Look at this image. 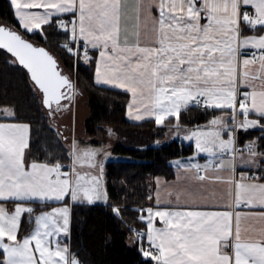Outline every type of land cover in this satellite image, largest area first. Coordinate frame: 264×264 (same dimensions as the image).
Listing matches in <instances>:
<instances>
[{
	"label": "snow or ice",
	"instance_id": "snow-or-ice-1",
	"mask_svg": "<svg viewBox=\"0 0 264 264\" xmlns=\"http://www.w3.org/2000/svg\"><path fill=\"white\" fill-rule=\"evenodd\" d=\"M8 7L18 27L0 23V49L27 69L49 116L69 108L76 86L26 38L46 39L48 29L62 30V47L94 64L97 84L130 94L133 120L162 125L175 117L179 129L189 106L220 113L187 130L196 152L175 165L186 182L211 181L222 193H190L191 204L179 193L174 201L149 194L154 202L136 209L144 229L130 228L143 264H264V226H244L264 223V151L257 140L237 147L239 130H264V0H8ZM30 132L14 107H0V264H81L63 240L74 204L108 201L99 159L108 153L74 137L66 155L30 161ZM200 153L210 157L203 165ZM52 203L59 206L34 207ZM25 216L31 231H22Z\"/></svg>",
	"mask_w": 264,
	"mask_h": 264
},
{
	"label": "trees",
	"instance_id": "trees-1",
	"mask_svg": "<svg viewBox=\"0 0 264 264\" xmlns=\"http://www.w3.org/2000/svg\"><path fill=\"white\" fill-rule=\"evenodd\" d=\"M0 18L9 26L16 25L8 0H0ZM27 37L53 52L63 71L69 73L66 67L74 71L86 89L89 105V115L84 122L86 133L98 136L112 127L119 139L111 152L125 156L124 159H110L105 164L107 203L85 202L72 206V252L85 264H143L136 236L130 231V228L142 231L145 227L138 219L136 209L154 202L147 200V196L154 193L156 176H174L171 160L195 153L194 143H186L180 137L188 129L206 125L213 115L220 113L189 106L180 113L181 133L174 131L171 135V129L177 128L175 117L167 118L162 125H157L154 119L132 122L126 117L129 93L96 84L94 64H86L82 59L78 61L62 47L67 40L62 30L48 29L46 39L39 34H27ZM14 60L12 55L0 49V107H14L19 120L30 124V159L44 161L66 155L68 146L62 131L50 123L41 96L33 93L27 71L17 62L12 63ZM78 88L81 89L80 85ZM261 136H264V130L259 128L246 132L239 130L238 148L243 149L248 141L257 140L259 149L264 151V140L258 139ZM94 142L102 144L99 140ZM113 206L121 208L119 216L112 211Z\"/></svg>",
	"mask_w": 264,
	"mask_h": 264
},
{
	"label": "crops",
	"instance_id": "crops-1",
	"mask_svg": "<svg viewBox=\"0 0 264 264\" xmlns=\"http://www.w3.org/2000/svg\"><path fill=\"white\" fill-rule=\"evenodd\" d=\"M129 2L132 3L133 0H129ZM248 34L251 35L252 33L249 32ZM256 67H258V65ZM94 81H95V69H94ZM95 83H96V81H95ZM98 85L111 87L109 85H103V84H98ZM111 88H113V87H111ZM120 90H122V89H120ZM122 91H124V90H122ZM129 101H130V98H129ZM129 101H128V103H129ZM74 104H75V100L72 101V103H71V105L69 106L68 109H62L57 114H63V113L68 112V110L70 108H73ZM126 117L128 118V120H130L132 122H141V121H144V120L153 119V118H145L144 120H141V121L133 120V119H131L127 115V108H126ZM56 126L58 128L60 127V130L62 132L65 131V129L62 128L60 125H56ZM68 129H72V127L71 128H68ZM30 134H31V132H30ZM64 137H67L68 138L67 141H70L71 142V140L74 138L73 137V132L71 133V130H68V133L67 134L65 133ZM88 140L89 139L87 138L84 142L85 143L88 142V144H90V142H89L90 140L89 141ZM67 146H69V144ZM110 153H111L110 154V157H113V153L112 152H110ZM108 155H109V153H108ZM188 158H190V156H188V157H180V158H176V159L173 160V162L171 164H172V166L174 168V176L172 178H167V177L162 176V175L156 176V178L158 177L160 179V186H159V189H157L156 178H155V188H154L153 196H155V193L158 190L160 192V195H161L162 200H164V199H171V200L174 201L176 195L179 193L182 196L181 204L185 203V200L187 201V203L191 204V203H193V200L191 198L190 193H196V194L207 193V195L209 197L213 196V194H215V196L218 197L222 193L223 186L222 185H214L211 181H207L206 180V181H204L202 183L201 182H197V181H191V180H189L187 182L185 181L183 175H181L184 170L177 168L176 165H175V161H178L179 160V161H181L183 163V162H186L188 160ZM28 159L30 161L32 160L29 157H28ZM111 159H113V158H111ZM209 159H210V157H209V155L207 153H200L198 156H196V161L199 162L201 165L205 164L206 161L209 160ZM105 183H106V177H105ZM169 193H171V196L168 195ZM206 202H208V201L207 200H201L200 201V203H206ZM37 206H39V205H34V207H37ZM56 206H59V205L58 204H55V203H52V204H50L49 207H44L41 210H49L50 207H56ZM33 226H34L33 224H30L28 222V219L25 216L22 231L24 229H26V231H31V229H32ZM157 226H160L159 222L157 223ZM244 226L249 227V228H260V227L264 226V223L258 221L257 219H250L247 222H245V225ZM70 230H71V227H70ZM70 233L63 240V242L64 243H67L69 247H70ZM70 249H71V247H70Z\"/></svg>",
	"mask_w": 264,
	"mask_h": 264
},
{
	"label": "rangeland",
	"instance_id": "rangeland-1",
	"mask_svg": "<svg viewBox=\"0 0 264 264\" xmlns=\"http://www.w3.org/2000/svg\"><path fill=\"white\" fill-rule=\"evenodd\" d=\"M0 23H4L1 18H0ZM66 70L70 73V76L74 79V82H75L76 88H75L74 99H73V101L75 100V104H74L73 108H70L68 110V112H66V113H63V114H57L56 113L55 116H53V117L50 116V123L53 126L60 125L62 128L65 129V131L61 133L62 138L64 137L65 133L66 134L68 133V130H71V133L73 132V137L78 139L81 143H85L84 141L88 138L90 140V141L89 140L88 141L90 142V144L93 147H97V148L103 147V149L107 153H109V155H107L106 157L103 155H101L99 157V159H101L103 161L104 173H105V164H106L107 160H109L111 158H113V159H124L125 158L124 155H120V154H116V155L113 154V157H110V154H111L110 152L113 149V145L119 139L118 135L116 134L117 131L114 130L112 127H108V129L106 130V133L102 132L98 136H90L88 133H86L84 121L87 118V116L89 115L88 96L86 93V89H84V87L79 83L77 76H76L74 71H71V69H69L67 67H66ZM78 85H80L81 89L78 88ZM71 127H72V129H68ZM57 129L60 130V127L59 128L57 127ZM109 130H111V132H109ZM174 131H177V134H178V132L180 134L181 128H179V129L172 128L171 131L169 132V135H171V133L174 134L173 133ZM175 135H176V133H175ZM185 135H183V137L182 136L180 137L181 140H183L186 143L187 142H194V140L185 139ZM63 140L66 143V145L70 144V141H67L64 138H63ZM94 140H99V142H102V144H97L94 142ZM194 146H195V142H194ZM193 155H190V157ZM173 160H171V163L173 162ZM105 187H106V183H105ZM107 202L96 201L95 203H107Z\"/></svg>",
	"mask_w": 264,
	"mask_h": 264
},
{
	"label": "water",
	"instance_id": "water-1",
	"mask_svg": "<svg viewBox=\"0 0 264 264\" xmlns=\"http://www.w3.org/2000/svg\"><path fill=\"white\" fill-rule=\"evenodd\" d=\"M27 39H29L28 37H26ZM30 40V39H29ZM30 41H32V40H30ZM32 42H34V41H32ZM35 43V42H34ZM37 46H40V47H44L47 51H49V53L51 54V55H53L54 56V58H56L57 59V57H56V55L53 53V52H51L45 45H43V44H38V43H35ZM3 50H5L6 51V49H3ZM7 52V51H6ZM10 55H11V53H9ZM15 58V57H14ZM57 61H58V67H59V70H61L62 71V73L63 74H66V75H69L68 73H66V72H64L63 71V69H62V67L60 66V63H59V60L57 59ZM17 63H18V61H17ZM19 64V63H18ZM20 66H22V65H20ZM23 67V66H22ZM24 68V67H23ZM25 69V68H24ZM26 71H27V69H25ZM28 73V72H27ZM28 75H29V77H30V74L28 73ZM71 77V76H70ZM71 79H72V81H73V83L75 84V82H74V79L71 77ZM75 93V92H74ZM44 106V105H43ZM45 107V106H44ZM55 107V106H54ZM46 108V107H45ZM47 109V108H46Z\"/></svg>",
	"mask_w": 264,
	"mask_h": 264
},
{
	"label": "built area",
	"instance_id": "built-area-1",
	"mask_svg": "<svg viewBox=\"0 0 264 264\" xmlns=\"http://www.w3.org/2000/svg\"><path fill=\"white\" fill-rule=\"evenodd\" d=\"M249 53L251 54V51H250ZM81 264H85V263H82V262H81Z\"/></svg>",
	"mask_w": 264,
	"mask_h": 264
},
{
	"label": "flooded vegetation",
	"instance_id": "flooded-vegetation-1",
	"mask_svg": "<svg viewBox=\"0 0 264 264\" xmlns=\"http://www.w3.org/2000/svg\"><path fill=\"white\" fill-rule=\"evenodd\" d=\"M64 103H67V101H65Z\"/></svg>",
	"mask_w": 264,
	"mask_h": 264
}]
</instances>
